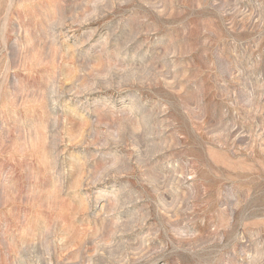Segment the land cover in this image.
<instances>
[{
	"label": "rangeland",
	"instance_id": "rangeland-1",
	"mask_svg": "<svg viewBox=\"0 0 264 264\" xmlns=\"http://www.w3.org/2000/svg\"><path fill=\"white\" fill-rule=\"evenodd\" d=\"M0 264H264V0H0Z\"/></svg>",
	"mask_w": 264,
	"mask_h": 264
}]
</instances>
